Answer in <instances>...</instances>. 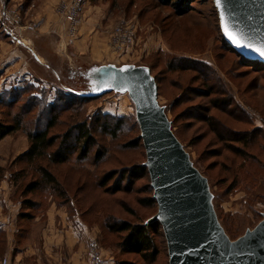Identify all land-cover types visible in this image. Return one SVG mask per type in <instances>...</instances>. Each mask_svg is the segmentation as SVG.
<instances>
[{
	"label": "rangeland",
	"instance_id": "374dc122",
	"mask_svg": "<svg viewBox=\"0 0 264 264\" xmlns=\"http://www.w3.org/2000/svg\"><path fill=\"white\" fill-rule=\"evenodd\" d=\"M4 1L9 7L16 6ZM180 4L176 0H86L83 8L88 13L82 12L83 23L78 35L71 38L69 50L92 60L111 58L151 67L174 130L195 165L208 177L220 221L236 239L264 216V65L244 60L227 45L213 0ZM181 6L184 14H179ZM18 8L21 26H31H17L20 35L37 30V15ZM122 19L134 25V40L129 47L116 50L111 40ZM87 24L90 37L96 35L97 42L107 43L111 57L76 50L72 39L82 36ZM52 43L54 47L53 39ZM87 61L85 66L90 63ZM62 64V59L53 61L60 80L45 70L44 80L37 77L40 82L24 80L16 86H29L25 92L10 87L5 103L0 102V122H13L17 116L23 119L22 128L10 134L19 139L22 148L27 141L30 145L28 131L44 128L57 113V124L49 134L56 136L51 150L62 144L69 155L64 163L45 157L31 164L19 156L18 164L24 170L20 190H26L28 196L25 187L37 181L40 187L31 200L39 196L44 204L47 194V200L52 198L70 213H80L96 230L105 255H113L115 263L144 264L141 255L126 253L119 246L126 233L107 227L125 220L143 224L158 211L156 200L149 202L154 199L153 188L143 165L147 156L134 103L127 93L115 91L95 97L74 95L64 83L78 88L88 84H82L81 78L70 81L62 73ZM13 98L16 102H11ZM84 127L92 136L89 143L82 135ZM12 138L1 143L0 151L10 149ZM42 165L56 175L57 184L42 179ZM155 240L159 254L147 264H169L162 225Z\"/></svg>",
	"mask_w": 264,
	"mask_h": 264
},
{
	"label": "water",
	"instance_id": "95a60500",
	"mask_svg": "<svg viewBox=\"0 0 264 264\" xmlns=\"http://www.w3.org/2000/svg\"><path fill=\"white\" fill-rule=\"evenodd\" d=\"M214 5L220 23L221 6ZM230 13H235L239 29L253 43L264 37V0H231ZM230 19H232L230 15ZM0 23L10 36L29 55L27 62L32 72L44 80L45 70L61 79L54 60H63L62 73L70 81L81 78L87 88L63 84L76 96H99L111 91L127 93L135 106L146 150V161L153 198L158 211L144 225L160 222L169 254V264H264V216L244 234L232 239L220 221L214 204V193L208 177L195 165L190 152L173 127L167 106L159 99L156 76L147 64L119 60H92L69 50V43L60 35L50 33L37 36L33 31L20 35L16 25L8 23L3 14ZM225 41L238 54L264 64V58L246 48L238 47L227 36L220 23ZM34 38L35 43L28 39ZM54 40V47L52 43ZM49 42L50 47H47ZM86 58L88 66H85ZM124 65L130 67L124 68ZM42 74L39 76L38 74ZM110 87H105V85Z\"/></svg>",
	"mask_w": 264,
	"mask_h": 264
},
{
	"label": "crops",
	"instance_id": "0c3cea01",
	"mask_svg": "<svg viewBox=\"0 0 264 264\" xmlns=\"http://www.w3.org/2000/svg\"><path fill=\"white\" fill-rule=\"evenodd\" d=\"M8 1L37 15L39 26L34 31L35 35L55 33L61 36L62 42L71 43V37L65 34L66 22L57 13L60 0ZM83 13H88V10L83 8ZM2 28L0 23V93L24 80L40 82L27 62L29 55ZM89 31L87 24L83 27L82 36L72 39L76 50L98 55L96 57H111L108 44L97 42L96 35L91 38ZM28 42L35 43L34 38ZM11 136L10 149L0 151V257L7 256L17 264H87L90 242L96 237V230L91 229L80 213H70L52 198L47 200V194L44 204L41 197L35 198L38 209L25 205V200L36 194L30 191L25 197V191L20 190L19 173L22 169L17 159L29 145L27 141L22 148L19 139L10 134L0 140V145ZM107 256L115 259L111 254Z\"/></svg>",
	"mask_w": 264,
	"mask_h": 264
},
{
	"label": "trees",
	"instance_id": "16d2710c",
	"mask_svg": "<svg viewBox=\"0 0 264 264\" xmlns=\"http://www.w3.org/2000/svg\"><path fill=\"white\" fill-rule=\"evenodd\" d=\"M172 1H175V0H164L165 3H170ZM176 1L177 3H181L180 5H183L185 2H187V0H176ZM181 7L182 9L179 10V14H184L186 10L183 9V6ZM238 55L248 62L264 65L262 63H259L258 61L245 58L244 56L240 54ZM27 87L25 88L15 87L13 91L23 90V92H25L26 91L25 89ZM10 91L11 90H4L2 93H0V102L5 103L6 96L8 95ZM70 98L71 100H77L75 96H70ZM14 100L15 99L13 98L11 102H16ZM17 117L18 119L14 118L13 122H10V123L0 122V140L4 138L6 135L11 134L15 132L16 130L22 128L23 119H21L20 116H17ZM57 118H58V115L56 113L53 116H51L50 119H48L44 128L38 127V129H35L33 131L32 130L28 131L30 145L28 149L20 155L22 159L27 160L30 164L38 162L45 157H48L49 161L53 163H64L68 161L69 155L67 153V150L63 147L62 144H60L56 150L54 151L51 150V147L56 142V136L49 135V134H50V129L53 128L57 124ZM82 135L86 137L87 143L91 141L92 136L90 135L87 128L84 127V129H82ZM63 141L65 142V139ZM39 169L41 171L42 179H44L45 181L51 182V183H56V184L58 183L59 180L57 179L56 175L51 170H49L46 166H43V165L39 166ZM23 171L24 170L22 169V171L19 173V178H21L20 174ZM134 173L138 174L139 172L134 171ZM37 187H40L37 184V181H33L27 184L25 188L28 189L29 191H34L36 190ZM154 201L155 199H152V198L149 200V202H154ZM24 203L26 206H28L31 209H34V208L37 209L39 205L36 201H33L31 199L25 200ZM26 203H28V205ZM29 215H31V213ZM159 225H160V222L158 221L153 222L150 225H144L142 223H133L131 221L125 220L122 223H108L107 227L112 232H118V233L125 232L126 234L121 239L119 246L126 253H136V254L141 255L142 258L144 259V262H145L144 264H147V263H151L155 261L157 258V255L159 254V248L155 240V234L157 233L159 227L161 226ZM116 264H119V263L116 261ZM120 264H133V263L132 262H121Z\"/></svg>",
	"mask_w": 264,
	"mask_h": 264
},
{
	"label": "built area",
	"instance_id": "2783aa9c",
	"mask_svg": "<svg viewBox=\"0 0 264 264\" xmlns=\"http://www.w3.org/2000/svg\"><path fill=\"white\" fill-rule=\"evenodd\" d=\"M86 0H60L57 11L62 20L66 22V30L68 36L71 38L78 35L79 26L81 24V16L83 12V7ZM0 19L2 15H5V19L8 23H11L16 26H21V15L20 9L17 6L9 7L6 5L4 0H0ZM38 24V23H37ZM36 25V24H35ZM3 27V26H2ZM24 27H31L29 25H25ZM134 25L131 24L130 21L126 19H122L118 25L115 27L112 35V46L114 49L123 50L125 47H129V45L134 40ZM0 264H17L12 261L7 256L0 258ZM87 264H116L114 258H108L103 248L97 239L94 237L89 246V261Z\"/></svg>",
	"mask_w": 264,
	"mask_h": 264
},
{
	"label": "snow or ice",
	"instance_id": "6c2138e0",
	"mask_svg": "<svg viewBox=\"0 0 264 264\" xmlns=\"http://www.w3.org/2000/svg\"><path fill=\"white\" fill-rule=\"evenodd\" d=\"M215 2L217 6H221L219 16L224 33L238 47L254 50L256 54L264 58V37H260L258 43L251 42L247 35L239 29L240 22L234 19L235 13H230L228 5L231 0H215ZM230 15L232 19H230ZM128 67L130 66L124 65L125 69ZM105 87H110V85L106 84Z\"/></svg>",
	"mask_w": 264,
	"mask_h": 264
}]
</instances>
